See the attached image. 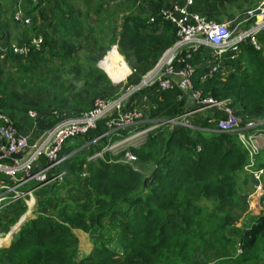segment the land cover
<instances>
[{"label":"trees","instance_id":"obj_1","mask_svg":"<svg viewBox=\"0 0 264 264\" xmlns=\"http://www.w3.org/2000/svg\"><path fill=\"white\" fill-rule=\"evenodd\" d=\"M87 1L88 5L94 3L92 14L98 22H110L108 32L111 33L119 19L109 15L107 7L113 1ZM144 1L146 6L136 3L135 7L130 3L129 8L120 12L118 36L110 38L127 61L140 65L141 73L137 76L136 71L132 73L128 83L139 82L142 74L176 39L174 25L157 12L182 0ZM256 1L192 0L189 8L208 20L231 21L255 6ZM18 3L24 14L31 17L30 24L38 16L41 23L50 18L54 26L51 27L50 20L38 30L33 23L31 30L37 33L30 37L23 33L20 45L30 47L26 56L14 53L8 45L6 59L14 62L13 68L20 76L14 78L0 68V111L20 125L22 117L27 120L24 114L34 110L38 113L37 128L45 130L56 123L58 112L78 114L89 109L95 98L91 99L94 89L106 80L97 67L87 65V72L75 59L78 46L74 42L88 37L93 26L90 20L94 18L88 16L91 12L87 8L83 13L76 8L73 0H0V32L6 31V6L15 4L14 12ZM38 35L43 38L40 50L30 44L31 38ZM259 42L260 49L249 42L241 43L240 51L232 58L231 54H226L214 73L208 72L201 50L187 59L194 66L193 87L202 95L229 100L240 118V125L247 130L251 129L253 121L264 120V34ZM45 53L56 57L61 64L57 66L65 69L59 76H54L50 68L52 76H35L38 68L49 61ZM66 71L83 81V86L77 89L73 82L66 84L62 79ZM177 94L176 88L161 89L153 84L134 93L129 104L134 106L132 100L137 97V106H140L145 96L151 105L149 117L161 123L179 118L189 110L187 98L177 101ZM204 111L206 115L198 121L190 119L193 127L163 123L166 136L161 145L159 136L151 130L138 147L130 146L116 155L103 152L101 156L88 159L109 142L127 135L123 131L94 140L107 130L104 120H99L84 136L68 139L60 152L69 154L61 165L67 175L62 182L38 190L34 215L20 226L8 246L0 248V263L198 264L200 259L214 255L217 258L232 256L239 264L257 258L258 249L264 248V210L250 216L240 226L234 214L239 173L244 171L248 160L247 150L239 142L237 132L212 129L214 123L208 119L219 117V112ZM145 125L149 122L141 127ZM262 127L264 123L256 126ZM127 150L138 157L141 168L143 164L152 166L147 175L120 161ZM258 166L264 168V162L260 161ZM69 176L73 180L68 179ZM73 184L83 194L82 203L60 197ZM24 209L21 202H15L0 212V230L9 229ZM75 229L96 230L104 238L88 254L78 257ZM108 233L119 244V250L107 243Z\"/></svg>","mask_w":264,"mask_h":264},{"label":"built area","instance_id":"obj_2","mask_svg":"<svg viewBox=\"0 0 264 264\" xmlns=\"http://www.w3.org/2000/svg\"><path fill=\"white\" fill-rule=\"evenodd\" d=\"M191 3L192 0L172 2L157 12L158 16L174 25L176 39L153 67L142 75L139 82L128 83L127 74L116 82L124 84L119 92L109 97H95L91 107L78 114L67 111L56 113V123L45 130L37 128L38 113L28 110L24 117L30 120V126L37 130L36 134L21 132L19 125L14 123L12 118L0 111V212L15 202H21L25 207L10 229L0 230V248L9 242L11 232L18 223L26 219L28 213L33 214L38 190L64 180L67 170L61 165L69 154L60 152L68 139L84 136L90 129L96 127L99 120L105 121L107 130L94 140L127 132L124 137L109 142L101 151L89 156L90 160L101 156L103 152L130 136L147 132L153 125L141 126L146 122L151 123L152 120L160 125L168 122L193 127L187 118L188 112L179 118L160 123L157 119L149 121V116L145 117L141 109L129 104L134 93L153 84L161 89H178L177 101L189 96L195 105L193 111L219 112L221 114L219 117L208 119V122L214 123L212 129L237 132L239 142L248 153L244 169L253 183V195L261 204V210H264V169L256 167L255 163V157L260 151V146L255 144L257 135L237 127L238 117L234 108L229 105V100H218L209 94L202 95L200 90L193 87L191 75L194 66L187 61L192 53L201 50L206 57L208 72L214 73L219 70L226 54H231L232 58L240 51L241 43L249 42L256 49H260L259 39L261 34H264V0L247 8L242 14H237L231 21L208 20L191 12L189 8ZM13 18L18 23L31 22V17L24 14L19 3L13 12ZM42 43L43 38L39 35L30 40L31 46L35 49H39ZM10 49L14 53L26 56L30 47L28 44H11ZM222 72L224 74L225 71ZM129 73L133 71L130 70ZM21 120H24L23 117ZM261 131V135L264 136V129ZM120 161L137 171L142 170L138 157L128 150L120 157ZM81 176L86 177L84 170L81 171Z\"/></svg>","mask_w":264,"mask_h":264},{"label":"rangeland","instance_id":"obj_3","mask_svg":"<svg viewBox=\"0 0 264 264\" xmlns=\"http://www.w3.org/2000/svg\"><path fill=\"white\" fill-rule=\"evenodd\" d=\"M112 1H113V3L110 4V6H108L107 8L109 9L108 10L109 15H112L113 18L114 17H120V15H122L120 12L123 11L125 8H129L130 3H133L135 5V7H136V3L139 4L140 6H143V5L146 6V1H144V0H141V2H140V0H112ZM259 1H261V0H257L256 4ZM73 2L75 4V7L78 8L82 13L84 12V9L87 8L91 12L90 15L88 13V16L89 17L91 16L92 18L97 19L92 14L93 8H94V3H90V5H88L87 0H73ZM7 4H8V2L6 3V5ZM14 5L15 4L6 6L7 8H6V11L4 13V16H5L7 23H6V27H5L6 31L0 32V68L4 71L10 72L14 78L18 79V77L20 76V73H18L17 70L15 68H13L14 62H11V61L6 59V49L8 48V45L10 46L11 44H22L21 41H22L23 33H26L27 37L33 36L35 33H37L36 30L33 32L31 30V26L33 23H35L38 27V30H40L41 27L47 26L51 19L48 18L46 20H43L44 23H41L42 20L37 16L36 19H33V21H32L33 23H31L28 26H24L21 23H17L13 19V9L15 7ZM51 22H52L51 27L53 28L54 21L51 20ZM109 25H110V22H108V23L100 22V21L95 22L93 24V30L92 31L89 30L90 34H88V37L74 42L75 45L78 46V49H77V52L75 55V59L80 64H83V66L87 70V72L89 71V67L94 65L95 67L98 68V70L102 74L105 75V79L107 80V81L106 80L103 81L100 84V86H98L97 88L94 89L91 99L94 97H100V96L107 97V96H111V95H114L117 92H119L124 84H123V82H121V83H116V82L123 79L127 74L128 75L126 78L128 81L129 76H132L131 75L132 73H129L130 70H132L133 73L136 71L135 76H137L138 74L141 73L140 65L135 63L132 60L127 61L124 58V56L119 52L117 45L111 43L110 38L113 36H116V32L113 33L114 31L111 30V33H109L108 32ZM38 33H40V32H38ZM114 51H116V54L114 53ZM108 52H109V54H108ZM107 54H108V56L106 57V59H104V57ZM44 56L46 58H48L49 61L44 63L43 65H41L38 68L35 76H42V75H47V74H48V76H52V73L54 74V76H59V74H61L60 72H63L65 70L62 66L60 68L57 66L58 64L59 65H61V64L57 60L56 57L52 56L50 53H47V54L45 53ZM102 59H104V60H102ZM74 64L75 63H73L72 66ZM99 64L101 65V67L106 72L100 68ZM87 65H89V67H87ZM153 65L154 64H152V66H150V68H152ZM49 68L52 69V73L49 71ZM73 77H74L73 73H68L66 71V72H64L62 79L66 80V84L73 82L76 85L77 89L81 88L84 84L83 81H79ZM134 98L132 100L133 105L135 107H137V105H138V103L136 101L137 97L135 98V100H134ZM146 112L147 113H145V114H147L149 116V113H150L149 109ZM144 116L146 117V115H144ZM150 120H151V118L149 117V121ZM237 121H238L237 127H242L240 125V118H237ZM253 123L254 124L250 126L251 129H249V130L255 131L252 133L259 134V131L261 129L263 130L264 127L256 128V126L264 123V120H256V121H253ZM144 124L145 123H143L142 125H144ZM149 125H153V126L151 129H148L147 132L130 136V137H128V139H126L122 142H119L117 145L113 146L112 148H110V150H107L105 152H109L112 155H116V154L120 153L121 151H123L124 149H127L130 146L138 147L140 144H142L145 141L147 133L151 130L156 132V134L159 136V141H160V145H161L164 141L165 136H166V129L162 128L163 124H161V125L156 124V121H153V120L151 121V123H149ZM149 125H145V126H149ZM160 145H159V147H160ZM159 151L160 150H158V154H159ZM257 156H258L257 161L259 160L258 162H260V161L264 162V151L260 152ZM151 167L152 166L148 167L145 165L142 168L143 174L147 175L149 173ZM239 174H240L241 183H239V186H238L239 195L237 198V206L234 209V214L236 215L237 221H238L237 226H240L250 216L258 215L260 212H262L261 204L253 195V183H252L248 173L246 171H243V172H240ZM68 179L73 180V177L69 176ZM67 189H66L67 191L66 190L63 191L61 196L60 195L59 196L60 197L66 196V198L72 202L82 203L83 194L81 193V190L78 189V187L74 186V184H73L70 187H68ZM38 197L39 196L36 193V199H38ZM40 198H42V196H40ZM35 211H36V206L34 207L33 214H31V212L28 213L26 215V219L32 217L34 215ZM4 231H6V229ZM83 232L84 231L79 232V234H77V236H76V238H77L76 239L77 256L78 257L84 256L85 254H88L92 249L97 247V243L100 241V239L104 238V237H101L99 232L96 230H93L90 232H85L86 234H84ZM106 235H107L106 238H108L109 233ZM108 239L109 240L107 241V243L109 244L110 247L116 248L118 250L120 249L119 244L116 242V240L114 238H111V236H109ZM262 247L263 246H261L256 253L257 258H255L251 261L243 262V263H239V264H264V248H262ZM233 260L235 261L234 257H232V256H230L229 258H217L214 255H212L211 257L200 259L198 264L203 263V262H212L214 264H227L228 261H232L231 264H236ZM228 264H230V262Z\"/></svg>","mask_w":264,"mask_h":264},{"label":"crops","instance_id":"obj_4","mask_svg":"<svg viewBox=\"0 0 264 264\" xmlns=\"http://www.w3.org/2000/svg\"><path fill=\"white\" fill-rule=\"evenodd\" d=\"M110 3H113V2H110ZM121 16V15H120ZM90 22H91V24H94L95 22H98V20H96V19H91L90 20ZM105 23H108V22H105ZM120 23H121V17H119V19H118V21H117V25H115L114 27H112L111 29L114 31L113 33H115L116 32V36H118V31H119V26H120ZM90 29H92L93 30V26L91 25V27H90ZM110 52V51H109ZM109 52H108V54H109ZM108 54L104 57V59H106V57L108 56ZM104 59H102V60H104ZM101 60V61H102ZM100 61V62H101ZM99 62V63H100ZM99 66H100V68L102 69V70H104L102 67H101V65L99 64ZM105 71V70H104ZM106 72V71H105ZM108 75V74H107ZM109 76V75H108ZM110 78V77H109ZM187 102H189L190 104V107H189V110L187 111L188 112V114H189V119H191L192 121H194V122H196V121H198L202 116H204V115H206V112L205 111H200V113L199 112H197V111H193L194 110V108H195V105H194V102H193V100L189 97V96H187ZM148 100H147V98L145 97V96H143V98H142V102H141V104H140V106H137L138 108H140L144 113H147L146 111L148 110V109H150V103H148L147 102ZM193 105V106H192ZM191 108V109H190ZM207 111V110H206ZM20 122H21V124L19 125V128H20V131L21 132H23V133H33V134H36L37 133V130H35V129H33L31 126H30V122H29V120H20ZM253 125V124H252ZM246 126H244V127H242L243 129H244V131L245 132H248V133H252V132H255V131H252V130H247L246 128H245ZM262 130V129H261ZM259 131V134H256L257 135V137H256V141H255V144H257V145H259L260 146V151H259V153L260 152H262V151H264V136L263 135H261V133L260 132H262V131ZM30 134V135H31ZM252 134H255V133H252ZM258 153V154H259ZM257 154V155H258ZM255 163H256V167H259L258 166V161H257V158L255 159ZM145 166V164H143V166H142V168ZM147 166V165H146ZM141 168V169H142ZM260 168V167H259ZM263 168V167H262ZM264 169V168H263ZM245 171V170H244ZM240 181V183H241V180H239ZM250 203V202H249ZM17 219H18V217H17ZM9 229H10V227H9ZM76 231V232H75ZM73 232H74V234H75V236H77V234H79V232H82L81 230H77V229H75V230H73ZM84 234H86L85 232H83ZM15 235H16V233L13 235V236H11L10 237V239H9V242L5 245V247L6 246H8L9 244H10V241L11 240H13V238L15 237ZM77 239V238H76ZM87 246V245H86ZM86 255V254H85Z\"/></svg>","mask_w":264,"mask_h":264},{"label":"water","instance_id":"obj_5","mask_svg":"<svg viewBox=\"0 0 264 264\" xmlns=\"http://www.w3.org/2000/svg\"><path fill=\"white\" fill-rule=\"evenodd\" d=\"M25 221H26V219H22V220L18 223L17 227L11 232V236H13V235L17 232V230L20 228V226H21Z\"/></svg>","mask_w":264,"mask_h":264},{"label":"clouds","instance_id":"obj_6","mask_svg":"<svg viewBox=\"0 0 264 264\" xmlns=\"http://www.w3.org/2000/svg\"><path fill=\"white\" fill-rule=\"evenodd\" d=\"M245 170V169H244Z\"/></svg>","mask_w":264,"mask_h":264}]
</instances>
